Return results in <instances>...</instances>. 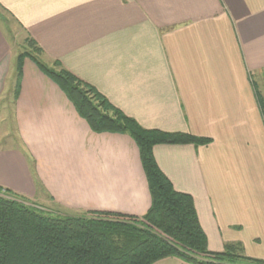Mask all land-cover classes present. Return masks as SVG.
Listing matches in <instances>:
<instances>
[{"label":"crops","instance_id":"0c3cea01","mask_svg":"<svg viewBox=\"0 0 264 264\" xmlns=\"http://www.w3.org/2000/svg\"><path fill=\"white\" fill-rule=\"evenodd\" d=\"M0 11L20 28L22 46L35 41L41 58L142 128L211 140L153 154L193 198L211 252L232 247L264 261V0H0ZM11 42L0 27V100L14 74L26 154L0 149V187L62 212L145 216L151 196L135 142L92 132L30 59L17 79Z\"/></svg>","mask_w":264,"mask_h":264},{"label":"trees","instance_id":"16d2710c","mask_svg":"<svg viewBox=\"0 0 264 264\" xmlns=\"http://www.w3.org/2000/svg\"><path fill=\"white\" fill-rule=\"evenodd\" d=\"M27 47L29 52L18 57L17 79L23 61L30 59L59 86L92 132L129 136L140 153L151 207L143 217L111 211L67 213L43 208L0 187V264H155L166 259L189 264H264L232 247L211 252L193 198L174 188L153 154L159 145L207 146L211 140L142 128L60 62H54L53 69L44 65L35 41L29 40ZM18 141L15 148L25 152Z\"/></svg>","mask_w":264,"mask_h":264},{"label":"rangeland","instance_id":"374dc122","mask_svg":"<svg viewBox=\"0 0 264 264\" xmlns=\"http://www.w3.org/2000/svg\"><path fill=\"white\" fill-rule=\"evenodd\" d=\"M0 27L4 31L5 34L9 35V39H11L12 41L11 43H12L14 57H17L23 52H29L28 48L26 49V47L22 46L24 43V40H23V34L21 33L20 28L16 25V23L9 16H7L3 12H1V15H0ZM39 59L42 60V62L49 69H53V63L48 61L46 58L40 57ZM13 78H14V74H13ZM13 78L11 79L13 80ZM12 80L9 82L10 87H11ZM257 85L262 94L261 100H262V106H263V111H264V78L263 80L260 78L257 81ZM9 86L7 87V91H5L3 97L0 100V119L2 123L1 124V136L4 137L3 139H1L3 140L1 144L3 145L4 143V145H6L5 147H16L20 143L18 141V134L16 131L15 118H14V114H15L14 95L13 93H11V91H9L13 89V87L9 88ZM262 87L263 89H261ZM6 92L7 94H9V96L6 94ZM4 140L6 142H4ZM40 206H42L43 208H47L43 205H40ZM237 264H251V263L240 261Z\"/></svg>","mask_w":264,"mask_h":264}]
</instances>
